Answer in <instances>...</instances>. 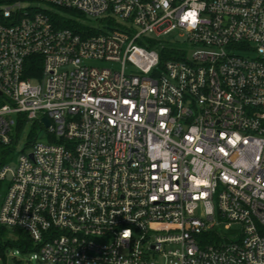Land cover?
Wrapping results in <instances>:
<instances>
[{"label": "built area", "instance_id": "2783aa9c", "mask_svg": "<svg viewBox=\"0 0 264 264\" xmlns=\"http://www.w3.org/2000/svg\"><path fill=\"white\" fill-rule=\"evenodd\" d=\"M22 120L35 264H264V0H0V146Z\"/></svg>", "mask_w": 264, "mask_h": 264}, {"label": "rangeland", "instance_id": "374dc122", "mask_svg": "<svg viewBox=\"0 0 264 264\" xmlns=\"http://www.w3.org/2000/svg\"><path fill=\"white\" fill-rule=\"evenodd\" d=\"M83 18L89 23H99L98 19L92 16H86ZM174 37L181 40V38L177 35V31H173L168 35L163 36L164 39H168V40ZM173 43L181 46H189L186 51L188 54H190L191 51L193 50L192 45H188L185 42L173 41ZM89 62L95 65H104V66L112 65L110 60H105V59H93V60H89ZM37 131H38V125L36 123L28 120H22L17 131V141L16 142L13 141L11 144L8 145L0 146V162L2 163L15 162L20 152V148H22L24 142L27 140L28 141L32 140L35 133H37ZM27 147H29V145H27L26 148ZM7 148L11 150H7ZM6 186H7V179H0V202L4 194V191L6 189ZM235 226L236 225H233V227ZM32 252L33 251L21 253L17 250L8 249L5 258L0 257V264H14V260L12 258L13 254L16 256L17 259L21 260V264H30L27 261L28 259L30 260L29 262H31V264H35L36 262L35 258H30Z\"/></svg>", "mask_w": 264, "mask_h": 264}, {"label": "trees", "instance_id": "16d2710c", "mask_svg": "<svg viewBox=\"0 0 264 264\" xmlns=\"http://www.w3.org/2000/svg\"><path fill=\"white\" fill-rule=\"evenodd\" d=\"M166 55L165 50L160 51V57L163 60ZM8 249L17 250L21 253L28 252L32 249L31 237L27 231L19 227H10L0 223V257L5 258ZM14 264H21L13 254Z\"/></svg>", "mask_w": 264, "mask_h": 264}, {"label": "water", "instance_id": "95a60500", "mask_svg": "<svg viewBox=\"0 0 264 264\" xmlns=\"http://www.w3.org/2000/svg\"><path fill=\"white\" fill-rule=\"evenodd\" d=\"M45 120V123L48 124V120L46 118H43Z\"/></svg>", "mask_w": 264, "mask_h": 264}]
</instances>
